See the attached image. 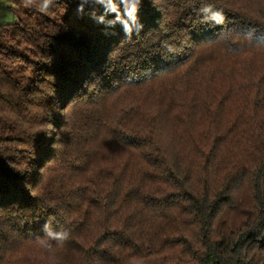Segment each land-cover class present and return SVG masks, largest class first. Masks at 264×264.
<instances>
[{
    "label": "trees",
    "instance_id": "1",
    "mask_svg": "<svg viewBox=\"0 0 264 264\" xmlns=\"http://www.w3.org/2000/svg\"><path fill=\"white\" fill-rule=\"evenodd\" d=\"M6 1L0 264H264V0Z\"/></svg>",
    "mask_w": 264,
    "mask_h": 264
},
{
    "label": "rangeland",
    "instance_id": "2",
    "mask_svg": "<svg viewBox=\"0 0 264 264\" xmlns=\"http://www.w3.org/2000/svg\"><path fill=\"white\" fill-rule=\"evenodd\" d=\"M18 19L17 14L10 8V3L0 0V23H12ZM39 249L36 251L38 253Z\"/></svg>",
    "mask_w": 264,
    "mask_h": 264
},
{
    "label": "clouds",
    "instance_id": "3",
    "mask_svg": "<svg viewBox=\"0 0 264 264\" xmlns=\"http://www.w3.org/2000/svg\"><path fill=\"white\" fill-rule=\"evenodd\" d=\"M29 2H31V0H29ZM45 7H47V2L45 3ZM208 9H206L207 11ZM219 13H213V18H217L219 17ZM54 239H57V240H63L66 238V234L64 233H49Z\"/></svg>",
    "mask_w": 264,
    "mask_h": 264
}]
</instances>
